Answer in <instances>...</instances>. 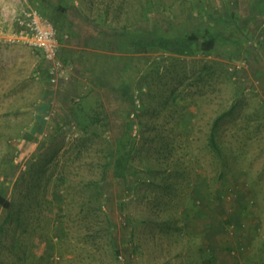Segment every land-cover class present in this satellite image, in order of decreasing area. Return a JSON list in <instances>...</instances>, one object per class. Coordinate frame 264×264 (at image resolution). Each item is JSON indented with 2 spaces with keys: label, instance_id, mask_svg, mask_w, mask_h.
<instances>
[{
  "label": "rangeland",
  "instance_id": "374dc122",
  "mask_svg": "<svg viewBox=\"0 0 264 264\" xmlns=\"http://www.w3.org/2000/svg\"><path fill=\"white\" fill-rule=\"evenodd\" d=\"M82 1L127 68L104 103H56L43 53L0 47V264H163L221 209L234 235L241 191L264 253V0ZM134 34L199 40L192 55L140 53ZM63 61L60 81L80 76Z\"/></svg>",
  "mask_w": 264,
  "mask_h": 264
},
{
  "label": "crops",
  "instance_id": "0c3cea01",
  "mask_svg": "<svg viewBox=\"0 0 264 264\" xmlns=\"http://www.w3.org/2000/svg\"><path fill=\"white\" fill-rule=\"evenodd\" d=\"M24 4L39 9L43 15L54 22L61 44V57L67 64L80 63V68H82L80 76L69 80L65 75V78L59 81L55 89L57 91H53L55 102L60 105H73L74 100L80 101L87 111L97 104H102L101 88L103 86L111 88L120 86L115 81L114 69L117 64L122 65L123 68V64L114 60V53L111 51L117 47L114 45L115 39H111L103 31L101 32L98 26L95 27L99 20L96 21L94 17H91L89 9L86 8L88 3L82 0H0V47L2 45L11 46L5 40L12 32H17L20 29V25L13 22L11 17ZM54 15L57 16L53 17ZM118 49H120L119 45ZM121 70L125 72L127 68ZM88 74L89 77H94V89L90 87ZM96 84H99L98 88ZM76 111L75 109L74 114H77ZM35 146L34 141H23L19 150L20 156L27 157ZM241 194L239 202L234 203V207L232 206V209L227 213L228 221L231 219L232 223H237V225H232L235 227L234 235L225 239L221 236L224 235L222 218L227 210L221 209L220 214L224 213V215L218 217L221 218L220 221L217 219L214 221V225H208L210 221H205V224L202 225L205 229L203 230L204 236L200 240L184 243L185 245L179 246L178 254L169 259H163L161 263L264 264V253L261 251L263 250L262 241L256 242L259 227L255 224H249V227L242 225V216L245 212L248 195L242 191ZM203 213L206 214L205 211ZM206 216L208 217V214ZM190 229L191 227H189ZM244 232H246L247 238L244 236L245 234L242 235Z\"/></svg>",
  "mask_w": 264,
  "mask_h": 264
},
{
  "label": "built area",
  "instance_id": "2783aa9c",
  "mask_svg": "<svg viewBox=\"0 0 264 264\" xmlns=\"http://www.w3.org/2000/svg\"><path fill=\"white\" fill-rule=\"evenodd\" d=\"M11 18L20 25V29L12 32L5 41L8 44L22 43L41 51L49 62V80L52 85H58L65 67L60 55V41L54 22L39 9L27 4L21 5ZM118 260L123 262L126 259L120 254Z\"/></svg>",
  "mask_w": 264,
  "mask_h": 264
},
{
  "label": "trees",
  "instance_id": "16d2710c",
  "mask_svg": "<svg viewBox=\"0 0 264 264\" xmlns=\"http://www.w3.org/2000/svg\"><path fill=\"white\" fill-rule=\"evenodd\" d=\"M133 41L128 42L130 48L133 51L140 53L146 52L150 48H159L165 51L174 52L181 55H192L195 54L194 43L199 40L196 35H187L184 37H167L164 35L147 37L145 42H139L137 34H134ZM217 47V38L213 35H209L202 42L203 50L207 52H213ZM0 205H4L6 208H9V204L6 202V199L0 195Z\"/></svg>",
  "mask_w": 264,
  "mask_h": 264
}]
</instances>
